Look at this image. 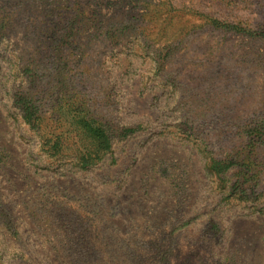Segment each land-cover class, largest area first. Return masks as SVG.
Instances as JSON below:
<instances>
[{"label":"rangeland","instance_id":"1","mask_svg":"<svg viewBox=\"0 0 264 264\" xmlns=\"http://www.w3.org/2000/svg\"><path fill=\"white\" fill-rule=\"evenodd\" d=\"M0 264H264V0H0Z\"/></svg>","mask_w":264,"mask_h":264}]
</instances>
